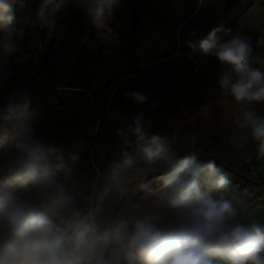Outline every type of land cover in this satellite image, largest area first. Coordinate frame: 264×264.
Returning a JSON list of instances; mask_svg holds the SVG:
<instances>
[{
  "label": "rangeland",
  "instance_id": "1",
  "mask_svg": "<svg viewBox=\"0 0 264 264\" xmlns=\"http://www.w3.org/2000/svg\"><path fill=\"white\" fill-rule=\"evenodd\" d=\"M130 5L148 16L133 23ZM13 16L0 24V156L17 160L15 145L31 129L56 186L17 184L13 192L42 203L58 227H75V212L112 237L121 221L130 233L151 212L160 215L155 223L176 219L164 184L142 192L169 165V158L146 161L136 142L146 121L182 146L251 153L252 143L237 145L253 137L247 114L255 120L264 101H236L220 80L237 74L201 45L214 31L218 46L239 36L250 44L249 66L264 71L262 0H14ZM57 187L66 202H56ZM262 218L251 212L246 225Z\"/></svg>",
  "mask_w": 264,
  "mask_h": 264
},
{
  "label": "clouds",
  "instance_id": "2",
  "mask_svg": "<svg viewBox=\"0 0 264 264\" xmlns=\"http://www.w3.org/2000/svg\"><path fill=\"white\" fill-rule=\"evenodd\" d=\"M13 6L14 0H0V24L12 22ZM217 41L214 31L201 47L205 53L215 49L219 61L237 74L234 82L231 76H222L220 86L238 102L264 101V71L249 66L250 44L239 36L219 46ZM127 95L141 104L146 101L142 93ZM247 119L264 156V118L254 120L248 113ZM15 147L17 168L11 182L0 185V264H264V227L230 223L236 214L232 205L203 194L204 185L219 190L228 183L212 161L202 166L195 156L169 158L163 182L176 219L160 227L155 223L160 215L151 212L137 220L130 233L123 231L127 222L121 221L112 237L79 220V212L74 213L75 227L62 229L30 200L16 195L13 183L48 189L56 182L41 167L43 149L31 129L23 131ZM143 151L153 157L159 148L148 146ZM56 193L57 203L67 201L62 187Z\"/></svg>",
  "mask_w": 264,
  "mask_h": 264
},
{
  "label": "trees",
  "instance_id": "3",
  "mask_svg": "<svg viewBox=\"0 0 264 264\" xmlns=\"http://www.w3.org/2000/svg\"><path fill=\"white\" fill-rule=\"evenodd\" d=\"M252 1V0H250ZM100 2V0H99ZM264 3V0H262ZM135 4V3H131ZM133 8V23L138 24L143 16H148L141 5H130ZM100 4H98V10ZM174 12V10H173ZM172 12V13H173ZM21 15V13H16ZM144 67V66H143ZM142 68V67H141ZM140 69V68H138ZM264 118V111L258 112L255 115V120ZM147 127L143 130V134L137 137L136 142L143 144L145 147L151 146L154 149L159 148L158 154L153 157H146V161L164 160L165 158H171L172 160H181L191 156H195L197 162L202 166H206L210 161L214 162V166L220 175H223L227 180V185L223 189H214L207 185L202 187L203 194L209 192L220 193L230 204L234 207L235 216L232 218V224L240 223L247 224L246 215L249 213H264V209L255 211V205L258 202L264 203V167L262 155L259 151V141L254 137L251 139L248 137L246 140H242L237 146L243 147L248 143H252V151L247 157L233 156L229 157L225 152H217L213 147L205 151L197 149V144L182 146L178 142L170 139L165 133L159 131L158 126L154 123L146 121L144 122ZM138 129H134L132 138L137 135ZM231 141V140H230ZM228 142L227 148L237 147L236 144ZM221 152V153H220ZM1 155V151H0ZM17 168V160L2 159L0 156V185H5L11 182L13 172ZM169 165H166L161 170L151 174L143 183V194L148 195L149 192L158 188L163 182V177L168 173ZM17 184L11 185V190ZM40 211L47 215V210L43 208V204L40 203L36 206ZM264 227V218L256 221ZM160 227H166L164 224L157 223ZM216 259V258H214Z\"/></svg>",
  "mask_w": 264,
  "mask_h": 264
},
{
  "label": "built area",
  "instance_id": "4",
  "mask_svg": "<svg viewBox=\"0 0 264 264\" xmlns=\"http://www.w3.org/2000/svg\"><path fill=\"white\" fill-rule=\"evenodd\" d=\"M261 209H264V203H262V202H258V203L255 205L254 210L257 211V210H261Z\"/></svg>",
  "mask_w": 264,
  "mask_h": 264
}]
</instances>
